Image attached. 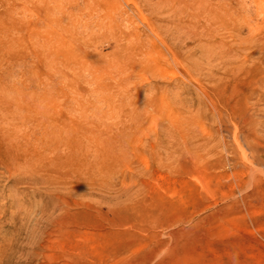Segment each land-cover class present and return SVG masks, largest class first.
I'll return each mask as SVG.
<instances>
[{"label": "rangeland", "instance_id": "374dc122", "mask_svg": "<svg viewBox=\"0 0 264 264\" xmlns=\"http://www.w3.org/2000/svg\"><path fill=\"white\" fill-rule=\"evenodd\" d=\"M3 136L0 264H264V0H0Z\"/></svg>", "mask_w": 264, "mask_h": 264}, {"label": "bare ground", "instance_id": "6f19581e", "mask_svg": "<svg viewBox=\"0 0 264 264\" xmlns=\"http://www.w3.org/2000/svg\"><path fill=\"white\" fill-rule=\"evenodd\" d=\"M60 122L62 124H67L69 122V118L68 116L65 114L63 116H61L60 118ZM91 123L89 124L88 128H87V132L83 133L81 135V137L79 139H76L74 141H71L68 137L65 136H60L59 138V143L57 142L55 146H53V141L51 142L50 139H41L42 142H44L45 144L42 146L39 155L37 157H39L40 161H43V163L45 162V153H47L49 150H51L52 148H54V150L59 149L60 151H62L64 153L65 158L55 161V162H46L47 163V167L48 168H52V171H57L58 169L61 170H67L70 166H73L74 162H75V158H74V151L75 148L79 145H85L84 142H86L87 140H90L92 137L91 136H95L96 134V130L92 129L91 127ZM78 131H80L78 129ZM80 133V132H79ZM6 139H8L10 142H12L13 144H15L16 147L18 148H23L21 147V145H19L20 143H18V139L19 137L16 134H13V132H6ZM0 138H4L0 137ZM78 143V144H77ZM25 156H22V158H20L18 161L19 162H30L33 160V157L29 156L28 158H24ZM51 175L49 173L48 176H46V179L48 178V180L50 179ZM25 181H16L17 184L19 183H24ZM45 185L48 184L49 187L53 188L54 190L63 188V184L62 183H58V182H52L51 180H49V182L44 181Z\"/></svg>", "mask_w": 264, "mask_h": 264}]
</instances>
